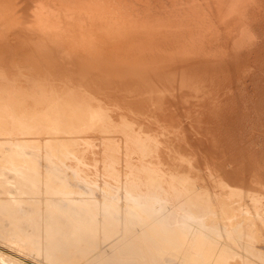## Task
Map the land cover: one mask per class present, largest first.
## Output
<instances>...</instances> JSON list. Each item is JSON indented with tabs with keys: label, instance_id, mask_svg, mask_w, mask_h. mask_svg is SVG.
<instances>
[{
	"label": "bare ground",
	"instance_id": "1",
	"mask_svg": "<svg viewBox=\"0 0 264 264\" xmlns=\"http://www.w3.org/2000/svg\"><path fill=\"white\" fill-rule=\"evenodd\" d=\"M141 1L0 0V264H264L247 0Z\"/></svg>",
	"mask_w": 264,
	"mask_h": 264
},
{
	"label": "rangeland",
	"instance_id": "2",
	"mask_svg": "<svg viewBox=\"0 0 264 264\" xmlns=\"http://www.w3.org/2000/svg\"><path fill=\"white\" fill-rule=\"evenodd\" d=\"M257 1H259V2H257ZM138 2H142V1H141V0H138ZM252 2H253V4L256 2V4H254L255 7L251 6V3H252ZM255 2H254L253 0H247L246 3L244 4V8H243V10H242V13H243V11H244V13H245L247 16L250 15L249 18L246 17L245 14L243 13V14H244V17L239 16V17L241 18V20H240L239 17L236 19V23H237V25H239V26L241 25L240 27H243L244 24L246 23L245 26H244L245 28H244V29H241V30L244 31V32L246 33L245 35H247V36H249V37H250V35H251V37H253V38H252L253 40L250 39L251 37H250V38L248 37L249 40L247 39L246 42L250 41V43H252V42H254V40H257V41H256L257 43H256V42L253 43L254 45H253V44H250V43L248 42L250 45L255 46V47H253V48H251L250 45H249V46H250L249 49H247L245 46H244V48H243V45L241 46L242 48L240 47V49H243V50L241 51V53H240V54L242 55V62H243V64L247 63V62H245V61H247V60H246V57H247V59H248V58L250 57V55H251V57L249 58V60H250V59L252 60V58H254V56H256L257 58H254V59H255V60L260 59V61H259V60H258V61L262 63V64H260V68H259V66H258V68H257V70H256V71H258V73H257V75H256V76L258 77V79H257V86L254 85V84L256 83V82H254V81H256L255 79H253V81H252V83H253V87L250 86V83H251V82H250V80L247 78V80H245V81H246L245 83H247V82L249 83V86H248V84H247V87H248V88L245 89L244 84H240L239 87H241L242 89H237V90L234 91V96L236 95L235 97L238 98L239 102H243V101H245V103H244V102H243V103H244V104H247V105H248V101H249L248 99H249V98L251 99L252 96L257 95V94H253V93H251V92L254 91V92H257L258 94H261V93H259V91L261 92V91L264 89V81H262V80H264V66H262V65H264V64H263V63H264V61H263V60H264V58H263V57H264V51H263V50H264V47H263V46H264V35H263V34H264V26H263V23H264V15H262V13L264 14V12H263V10H264V0H255ZM262 3H263V4H262ZM187 4H188V5H187ZM187 4L185 5V7H189L190 5H192V2H188ZM246 5L248 6V8H249V6H250V8L247 9L248 11L245 12V10H246V8H247ZM185 7H184V8H185ZM256 7H259V8L257 9ZM262 9H263V10H262ZM250 10H251V12H250ZM256 10L259 11V12H258L259 14L257 13ZM261 10H262V13H261ZM255 14H256V15H255ZM260 14H261V18L263 19L262 21H261V18L258 19V18L260 17V16H259ZM262 16H263V17H262ZM170 17H171V16H170ZM251 17H252L253 19H252ZM256 17H257V19H256ZM242 18H246V19H247V22L249 23V25H248L247 22H245L246 19H242ZM238 19H239V20H238ZM249 19H252L253 21H251V20H249ZM242 20H244V22H243ZM238 21H239V22H238ZM252 22H256V23L253 24ZM259 22H260V23H259ZM239 23H243V24H239ZM257 23H258V24H257ZM259 25H261L260 27H262V28H258ZM239 26H238V27H239ZM247 26H249V27L251 26L250 29H249ZM251 28H252L253 31L251 30ZM245 29H246L247 31L249 30V32H251L252 34L249 33V32H246ZM254 29H255V30H254ZM258 29H259V30H258ZM256 30H257V31H256ZM253 32H254V33H253ZM248 34H249V35H248ZM255 34H256V35H255ZM224 35H225V36H228V34H224ZM224 35H223V36H224ZM253 35H254V36H253ZM260 35H261V36H260ZM255 36H256V37H255ZM221 37H222V36H221ZM254 37H255V38H254ZM257 37H258V38H257ZM245 39H246V38H245ZM251 40H252V41H251ZM246 42L244 41L243 43L245 44ZM262 42H263V43H262ZM243 43H242V44H243ZM248 43H247V44H248ZM255 43H256L257 45H255ZM261 44H262V45H261ZM245 45H246V44H245ZM246 46L249 47L248 45H246ZM256 47H257V48H256ZM245 48H246V49H245ZM244 49H245V50H244ZM262 49H263V50H262ZM236 50H238V49H236ZM236 50H235V51H236ZM252 50H254L255 53H256L257 55H259L260 53H262V54H261L262 57H260L261 55H260V56L254 55V53H253L254 51H252ZM261 50H262V52H261ZM247 51H248V52H247ZM251 51H252V52H251ZM239 52H240V50H239ZM239 52H238V53H239ZM259 52H260V53H259ZM248 55H249V56H248ZM262 58H263V59H262ZM254 59H253V60H254ZM253 60H252V61H253ZM252 61H251V62H252ZM249 62H250V61H249ZM249 62H248V63H249ZM251 62H250V63H251ZM248 63H247V64H248ZM262 70H263V71H262ZM259 71H260V72H259ZM259 74H260V75H259ZM261 75H262V76H261ZM259 77H260V78H259ZM262 77H263V78H262ZM261 79H262V80H261ZM260 80H261V81H260ZM259 81H260V83H259ZM262 82H263V83H262ZM260 84H262L263 89H262V86H261ZM245 85H246V84H245ZM259 85H260V86H259ZM234 86H235V85H234ZM243 86H244V87H243ZM254 86H256V89H257V90H256V89H255V90L253 89ZM258 87H259V89H258ZM260 87H261L262 90L260 89ZM251 89H252V90H251ZM238 90L241 91V96H242V97L240 98L241 100H240L239 97H238V95L240 96V92H239ZM243 90H244V91H243ZM247 90H248V92L251 91V92L249 93V94L252 95L251 97H249L250 95H247L248 97L246 96V94H248V92H245V91H247ZM258 90H259V91H258ZM236 91H238L239 94H238V92H236ZM263 91H264V90H263ZM235 92H236V93H235ZM237 94H238V95H237ZM262 95H264V93H263ZM262 95H261V96H262ZM257 96H258V95H257ZM259 96H260V95H259ZM243 97H244V98H243ZM263 97H264V96H263ZM263 97H261V101H262V102H264L263 99H262ZM247 98H248V99H247ZM253 98H254V102H255V98H256V97L254 96V97H252V99H253ZM258 98H260V97H258ZM246 101H247V103H246ZM249 102H250L249 104H251V105H253V103H254V102L252 103V101H249ZM262 102H260V108H261V107H262V108L264 107V105H263L264 103H262ZM243 103H240L239 105H241V106L243 107V105H244ZM254 104H255V103H254ZM261 104H262L263 106H262ZM247 105H244V106H247ZM251 105H250V107H251ZM251 108H253V110H252L253 112L255 111V112L252 113V114L250 113V117H249L248 119H251V120H248L246 117H242V121H243V123H245V124H242V123H241L242 121L240 122L239 119H237V121L235 122L236 124H237L238 122H240V123H238V125H239L238 127H239V128H236L237 126H235V129H236L235 131H236V132H237V130H239V129H243V128H244V129H243V130H244L243 134H242V135L239 134V137H240V138L238 137V133L235 134V138L238 139V141H240L239 139H242V141H243V139L245 140V138H243L244 135H245V137L250 138L251 143H250V140H249V139L245 140V141H248V140H249V141L246 142V143H244L245 141H243V142L240 141L239 143H241V145H242L241 147H243L242 150L244 149L243 151H245V153L243 152L244 155H246V152H247L249 155L251 154L250 157L253 156V157L256 158V156H255V154H256V155H257V158H256V159H257V161H258V160L262 159V157H264V154H263V153H264V120H263V119H264V113H263L262 115H261V113L258 114V115H256L257 112H256V110H254L255 107L252 106ZM251 108H250V109H251ZM262 108H261V110H262ZM244 109H245V108H244ZM247 109H249V105H248V107L245 109V111H246ZM263 110H264V109H263ZM263 110H262V111H263ZM247 111H249V110H247ZM253 114H254V117H255V118L251 116V115H253ZM256 116H257V117L259 116V117L256 118ZM260 116L263 118V119H261L262 121L260 120ZM251 117L253 118V120H252ZM244 118H246V119H244ZM255 119H256V120H255ZM257 119L260 120V121H257ZM244 120H245V122H244ZM249 121H250V122H249ZM252 121H255V122H252ZM256 122H257V123H256ZM260 122H261V124H260ZM246 123H247V124H246ZM250 123H252V124H250ZM253 123H254V125H253ZM240 124H242L243 126H240ZM255 124H256V125H255ZM251 125H252V126H251ZM257 125H258V126L261 125V126L258 127ZM244 126H246V127H244ZM240 127H242V128H240ZM257 127H258V128H257ZM262 127H263V128H262ZM243 130H242V131H243ZM235 131H234V132H235ZM238 132H239V133H242L240 130H239ZM250 133H251V135H250ZM254 134H257L258 137H259V139H258L257 135H254ZM246 135H248V136H246ZM236 136H237L238 138H237ZM251 136H252V137H251ZM254 136H256L255 139H253ZM257 139H258L259 141H257ZM252 140H254V143H255V142H258V143H259V142H260L261 145H259V146H262L261 149L259 148V146L256 147V145H257L258 143L254 144V143L252 142ZM243 143H244V145H245V148H244ZM247 143H248V144H249V143H250V144L253 143V144H252V145H253V148H254V149L252 148L253 151L250 150L251 147H249V145H248V149L246 148V147H247V146H246ZM239 145H240V144H239ZM252 145H251V146H252ZM254 146H255V147H254ZM249 148H250V149H249ZM256 149L259 151V152L257 151L258 153H261L262 151H263V153L258 155V153L255 151ZM248 150H249V151H248ZM260 150H261V152H260ZM251 151H252L253 153H252ZM254 151H255V152H254ZM254 153H255V154H254ZM252 154H253V155H252ZM249 155H248V156H249ZM261 155H262V157H261ZM259 156H260V158H258ZM253 157H252V158H253ZM256 159H254V160H255L254 162H256ZM263 159H264V158H263ZM263 159H262V160H263ZM262 160H260L261 162L258 161V162L260 163L259 166H261V164H262V165L264 164V162H263L264 160H263V161H262Z\"/></svg>",
	"mask_w": 264,
	"mask_h": 264
}]
</instances>
